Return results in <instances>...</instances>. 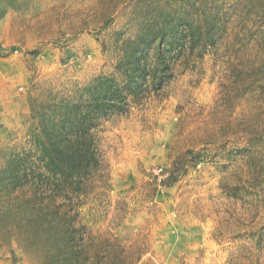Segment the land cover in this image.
Returning <instances> with one entry per match:
<instances>
[{"label":"rangeland","instance_id":"374dc122","mask_svg":"<svg viewBox=\"0 0 264 264\" xmlns=\"http://www.w3.org/2000/svg\"><path fill=\"white\" fill-rule=\"evenodd\" d=\"M0 264H264V0H0Z\"/></svg>","mask_w":264,"mask_h":264}]
</instances>
